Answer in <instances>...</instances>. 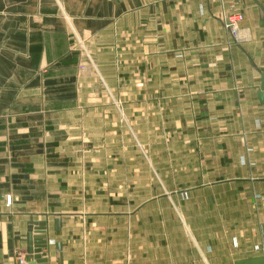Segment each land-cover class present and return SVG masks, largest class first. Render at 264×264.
I'll return each instance as SVG.
<instances>
[{"label":"crops","instance_id":"0c3cea01","mask_svg":"<svg viewBox=\"0 0 264 264\" xmlns=\"http://www.w3.org/2000/svg\"><path fill=\"white\" fill-rule=\"evenodd\" d=\"M263 73L264 0H0V264L34 261L33 223L46 226L47 264H125L107 251L125 227L106 163L89 155L82 171L77 156L142 128L191 143L215 219H179L173 239L164 226L135 242L130 264L261 257Z\"/></svg>","mask_w":264,"mask_h":264},{"label":"rangeland","instance_id":"374dc122","mask_svg":"<svg viewBox=\"0 0 264 264\" xmlns=\"http://www.w3.org/2000/svg\"><path fill=\"white\" fill-rule=\"evenodd\" d=\"M229 19L238 20L236 34L228 28ZM224 21L229 34L238 39L242 14L232 11L225 15ZM149 131L142 128L138 137L125 133L123 137L114 138L116 143L104 147L103 152H82L77 156L82 171L88 166L89 155L96 164L106 163L109 209L110 212L116 208L122 211L125 227L123 232H109L107 251L110 255L123 252L125 264H130L134 253L138 252L134 249L135 242L148 240L149 234L154 232L161 234L164 226H168L166 230L171 232L168 235L173 239L177 235L173 233V226L179 219H187L190 225L204 226H211L215 219L216 203L209 197L210 200L197 197L198 193L210 194L213 190H202L197 153L187 147L191 143L181 138L151 137ZM174 210H187L186 218L176 216L180 213ZM226 235L230 239L229 234ZM116 242L123 248L114 249Z\"/></svg>","mask_w":264,"mask_h":264},{"label":"water","instance_id":"95a60500","mask_svg":"<svg viewBox=\"0 0 264 264\" xmlns=\"http://www.w3.org/2000/svg\"><path fill=\"white\" fill-rule=\"evenodd\" d=\"M259 100L264 103V73L262 74ZM46 247L47 240L45 224H30L28 254L33 257L34 261L28 264H47V260L42 257V252ZM236 264H264V259L262 257L251 258L238 261Z\"/></svg>","mask_w":264,"mask_h":264},{"label":"built area","instance_id":"2783aa9c","mask_svg":"<svg viewBox=\"0 0 264 264\" xmlns=\"http://www.w3.org/2000/svg\"><path fill=\"white\" fill-rule=\"evenodd\" d=\"M237 22H238V20L229 19L228 24H227L228 28L230 30H232L235 34H236ZM255 250H256V253L260 254V256L264 259V245L256 247ZM19 262H20V264H28V261L26 260V258L24 256L19 257Z\"/></svg>","mask_w":264,"mask_h":264}]
</instances>
